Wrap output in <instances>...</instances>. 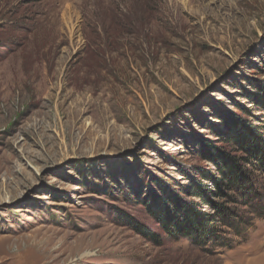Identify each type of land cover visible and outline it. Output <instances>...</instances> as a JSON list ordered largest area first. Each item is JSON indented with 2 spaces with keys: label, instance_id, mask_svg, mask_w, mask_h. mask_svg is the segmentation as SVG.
Returning a JSON list of instances; mask_svg holds the SVG:
<instances>
[{
  "label": "rangeland",
  "instance_id": "374dc122",
  "mask_svg": "<svg viewBox=\"0 0 264 264\" xmlns=\"http://www.w3.org/2000/svg\"><path fill=\"white\" fill-rule=\"evenodd\" d=\"M261 102L264 0H0V264H264V212L200 246L149 208L211 212Z\"/></svg>",
  "mask_w": 264,
  "mask_h": 264
},
{
  "label": "trees",
  "instance_id": "16d2710c",
  "mask_svg": "<svg viewBox=\"0 0 264 264\" xmlns=\"http://www.w3.org/2000/svg\"><path fill=\"white\" fill-rule=\"evenodd\" d=\"M261 104L264 108V102ZM227 137L226 142L243 154L233 155L224 148L214 147L208 158L217 170L203 172L212 187L199 183L192 186L193 194L211 205V212L184 205L181 214L183 219H180V215H174L179 202L169 206L162 201L149 206L167 235L186 237L200 246H225L227 243L224 239L227 237L221 234L222 228L240 229L243 226L233 216L235 213L228 204L236 203L250 208L252 212H264V191L253 177L257 172L264 174V133L258 127H248L246 122L236 121L229 127ZM149 235L157 238L156 234Z\"/></svg>",
  "mask_w": 264,
  "mask_h": 264
}]
</instances>
